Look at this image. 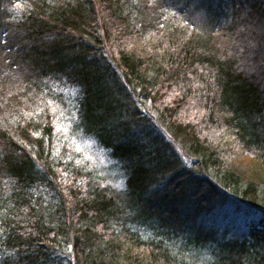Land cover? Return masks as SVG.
<instances>
[{
    "label": "trees",
    "instance_id": "1",
    "mask_svg": "<svg viewBox=\"0 0 264 264\" xmlns=\"http://www.w3.org/2000/svg\"><path fill=\"white\" fill-rule=\"evenodd\" d=\"M212 2L0 0V264H264V1Z\"/></svg>",
    "mask_w": 264,
    "mask_h": 264
},
{
    "label": "rangeland",
    "instance_id": "2",
    "mask_svg": "<svg viewBox=\"0 0 264 264\" xmlns=\"http://www.w3.org/2000/svg\"><path fill=\"white\" fill-rule=\"evenodd\" d=\"M262 1H264V0H262ZM212 3H215V0H213V2ZM225 205H226V207L230 210V211H232V212H234L235 214L234 215H236V216H240L241 215V211H236L235 210V206H231L229 203H225ZM217 211V210H216ZM212 218H214L215 220L217 219L218 220V218L216 217V216H213L212 215Z\"/></svg>",
    "mask_w": 264,
    "mask_h": 264
}]
</instances>
